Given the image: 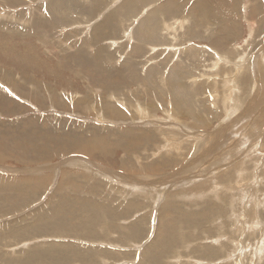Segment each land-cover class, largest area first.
I'll return each mask as SVG.
<instances>
[{"label":"rangeland","instance_id":"374dc122","mask_svg":"<svg viewBox=\"0 0 264 264\" xmlns=\"http://www.w3.org/2000/svg\"><path fill=\"white\" fill-rule=\"evenodd\" d=\"M173 1L0 0V264H264V0Z\"/></svg>","mask_w":264,"mask_h":264},{"label":"bare ground","instance_id":"6f19581e","mask_svg":"<svg viewBox=\"0 0 264 264\" xmlns=\"http://www.w3.org/2000/svg\"><path fill=\"white\" fill-rule=\"evenodd\" d=\"M124 1V0H123ZM127 1H129L130 2V4H135V0H127ZM173 1V0H172ZM180 1V0H179ZM188 1V0H187ZM195 2H197L199 5H197V6H195V10H193L192 11V14L193 13H195V15L196 14H199V13H197L198 11H201V14H206V12H207V10H208V4H210V3H212V2H215V1H217V0H213V1H209L208 2V4H204V1L202 2V0H194ZM218 1H221V0H218ZM137 2V1H136ZM174 2V1H173ZM194 2V3H195ZM49 3V2H48ZM52 3V2H51ZM98 3V2H97ZM126 3V2H125ZM193 3V4H194ZM257 3V2H256ZM50 4V3H49ZM137 4V3H136ZM192 4V5H193ZM201 5V7L202 8H198L199 6ZM178 6V5H177ZM211 6V5H210ZM212 6H214L213 4H212ZM218 6V5H217ZM231 6H232V4H231ZM128 7H129V5H128ZM193 7V6H192ZM253 7H255V5L253 6ZM252 6H251V9L253 8ZM48 8H49V6H48ZM52 10H53V12H55V13H58L60 10H61V8H58V9H56L55 8V6H51L50 7ZM157 8V7H156ZM158 9H159V7H158ZM211 9V8H210ZM214 8H212V11L213 12H215V13H213V14H221V15H227V16H224L223 17V19L221 20L222 22H223V20L225 21V22H227L228 23V20H229V18L231 17V16H228L229 15V13L227 12V11H225V9L224 8H222L221 6H218V8H217V10L218 11H214L213 10ZM229 9H232V7H229ZM234 9V8H233ZM62 10H63V8H62ZM48 11H50V9H48ZM58 11V12H57ZM107 11V10H106ZM158 11V10H157ZM163 11H166V10H161V11H158L156 14H159V13H162ZM211 11V10H210ZM255 11H257V10H255ZM254 11V12H255ZM155 12H156V10L155 11H150L149 13H148V18L145 20V21H143V23H145V24H141V26L143 27V29L141 30V32L140 33H138L139 34V36L140 37H149L150 36V34L148 33V31H147V26H151L150 24H148L153 18H154V16H158V15H156L155 14ZM188 12V11H187ZM234 12H237V11H233V12H231V13H233V14H235ZM254 12H253V14H254ZM115 13H117V10L115 11ZM164 13V12H163ZM171 13V12H170ZM164 14H166V12L164 13ZM115 15V14H114ZM113 15V13H110V14H108L100 23H98L96 26H95V28L93 29V35H92V42H95V39H96V37L98 36V37H102V36H104L105 35V32L104 31H106L105 30V28L107 27V26H110L111 25V23H112V20H116V19H119V18H121V17H123V16H121V15H115L114 16ZM152 15H153V18H152ZM207 15H208V13H207ZM127 16V18H129L130 19V17H128V15H126ZM201 16V15H200ZM214 16V15H213ZM211 17V16H210ZM237 17V16H236ZM257 17V16H256ZM150 18H152V19H150ZM201 18H202V16H201ZM212 18V17H211ZM210 18V19H211ZM234 18V17H233ZM232 18V19H233ZM99 19V18H98ZM128 19V20H129ZM187 19V18H186ZM196 19V18H195ZM209 19V18H208ZM209 19V21H212V20H210ZM214 19V18H213ZM221 19V18H220ZM219 19V20H220ZM122 20V19H121ZM127 20V19H126ZM189 20V19H188ZM200 20V19H199ZM204 20V19H203ZM218 20V19H217ZM216 20V21H217ZM123 21H124V19H123ZM160 21H162V20H160ZM194 21H196L197 22V20H194L193 19V24L195 25V26H197V23L196 22H194ZM202 21V20H201ZM215 21V20H214ZM215 21V22H216ZM230 21H232V20H230ZM256 21V20H255ZM121 22V21H120ZM151 22H153V20L151 21ZM183 22V21H182ZM204 22H205V20H204ZM124 23V22H123ZM184 23H185V20H184ZM188 23V22H187ZM199 23V22H198ZM201 23V22H200ZM200 23H199V26H200ZM208 23V22H207ZM122 24V23H121ZM148 24V25H147ZM203 24V23H202ZM224 24V23H223ZM258 24V23H257ZM180 25H181V28H182V24L179 22V26H178V28L176 29V33H175V35H177V33H178V31H179V28H180ZM208 25V24H207ZM216 25V24H215ZM159 26V25H158ZM198 26V27H199ZM206 26V25H205ZM253 26V25H252ZM251 26V27H252ZM140 27V26H139ZM141 27V28H142ZM193 27V26H192ZM203 27V26H202ZM216 27H218V26H216ZM164 28H166V27H164ZM168 28V27H167ZM233 28V27H232ZM149 29V28H148ZM150 29H152V28H150ZM209 29V28H208ZM211 29V28H210ZM217 29V28H216ZM220 29V28H219ZM223 29V28H222ZM253 29V28H252ZM153 30V29H152ZM192 30H193V28H192ZM195 30V29H194ZM131 31V30H130ZM219 31V30H218ZM226 31V30H225ZM224 31V32H225ZM228 31V30H227ZM236 31V30H235ZM254 31V30H253ZM258 31V30H257ZM234 32V31H233ZM229 33V32H228ZM230 33H232V32H230ZM236 33V32H235ZM234 33V34H235ZM149 34V35H148ZM225 34H226V32H225ZM233 34V33H232ZM256 34V33H255ZM224 35V34H223ZM234 36V35H233ZM233 36H231V38H233ZM126 37V36H125ZM221 37H224V36H221ZM226 37V36H225ZM228 37V36H227ZM145 38V39H146ZM149 38H151V36L149 37ZM230 38V37H229ZM228 38V39H229ZM90 39V38H89ZM220 39V38H219ZM227 39V38H226ZM91 40H89L90 41V43H91ZM147 40V39H146ZM149 40V39H148ZM152 40V39H151ZM224 40V39H223ZM222 40V41H223ZM231 40V39H230ZM153 41V40H152ZM221 41V40H220ZM86 42H88L87 40H86ZM217 42V41H216ZM218 42H219V40H218ZM232 42V41H231ZM220 43V42H219ZM98 44V43H97ZM213 44V43H212ZM216 44V43H215ZM221 44V43H220ZM223 44V43H222ZM225 44V43H224ZM213 46H215L214 44H213ZM217 46V45H216ZM217 47H219V46H217ZM224 47V46H223ZM212 48V47H211ZM214 48V47H213ZM220 48V47H219ZM218 48V49H219ZM218 49H217V52H218ZM193 50V49H192ZM223 50V49H222ZM228 50V49H227ZM233 50V49H232ZM103 51H105V49H104V47H102V48H100L98 51H97V53L99 54V52L101 53V52H103ZM206 51V50H205ZM220 51H221V49H220ZM192 52V51H191ZM231 52V51H230ZM224 53V52H223ZM234 53V52H233ZM107 54V53H106ZM192 54V53H191ZM190 54V55H191ZM194 54V53H193ZM227 54V53H226ZM198 56V55H197ZM228 56V55H227ZM97 57V56H96ZM219 57V56H218ZM220 58V57H219ZM222 58V57H221ZM220 58V59H221ZM231 58V57H230ZM219 60V59H218ZM262 60V59H261ZM236 61V60H235ZM242 60H237V62H236V64L237 63H240ZM256 61V60H255ZM218 62V61H217ZM223 62H225V59H223ZM221 63V62H220ZM226 63V62H225ZM233 63V62H232ZM101 63H99V65H100ZM230 64V63H229ZM234 64V63H233ZM260 64V63H259ZM183 65V64H182ZM218 65H219V63H218ZM238 66V65H237ZM218 67V66H217ZM245 67V66H244ZM259 67V66H258ZM100 68V67H99ZM176 68V67H175ZM234 68V67H233ZM239 68H241L240 66H239ZM218 69V68H217ZM245 69V68H244ZM184 71V70H183ZM207 71V70H206ZM234 71V70H233ZM238 72H239V69H238ZM244 72V75H245V71H243ZM264 71H262V76H260V77H262L263 79H264V73H263ZM240 73V72H239ZM261 74V73H260ZM217 75V74H216ZM225 75V74H224ZM251 75V74H250ZM213 76V75H212ZM231 76V75H230ZM237 76V75H236ZM240 77V76H239ZM242 77H243V75H242ZM216 78H218V77H216ZM215 78V79H216ZM224 78V77H223ZM243 78H244V80H243ZM242 78V80H243V84H242V86H244L246 83H247V76L246 77H243ZM256 78V77H255ZM222 79V78H221ZM230 80H232V79H230ZM194 81V80H193ZM261 81H263L262 79H261ZM179 82V81H178ZM228 82V81H227ZM242 82V81H241ZM239 81H238V85H239ZM180 84V83H179ZM215 84V83H214ZM253 84V83H252ZM252 84H251V86H252ZM256 84V83H255ZM235 85H237V84H235ZM177 86H179V85H177ZM182 86V85H181ZM250 86V87H251ZM258 86V85H257ZM263 86V85H262ZM237 87V86H236ZM247 86H245V88L244 89H246L247 90V92L249 91L248 90V88H246ZM249 87V88H250ZM255 87V86H254ZM253 87V88H254ZM226 88V87H225ZM264 88V87H263ZM241 89V88H240ZM244 89H243V91H244ZM261 89V88H260ZM177 90V89H176ZM242 90V89H241ZM216 91V90H215ZM226 91V90H225ZM179 93H180V91H178ZM260 92V91H259ZM244 93H245V91H244ZM253 93V92H252ZM262 93H264V90H263V92ZM261 93V94H262ZM249 94V93H248ZM258 94V93H257ZM261 94H259V95H261ZM175 95H176V92H175ZM253 95V94H252ZM179 96V95H178ZM219 96V95H218ZM242 96V95H241ZM228 97V96H227ZM226 97V98H227ZM258 97V96H257ZM260 97V96H259ZM175 98V97H174ZM241 98V97H240ZM176 99V98H175ZM178 99V98H177ZM180 100V99H179ZM226 100V99H225ZM230 100V99H229ZM229 100H228V102H229ZM105 102V104H103L104 106H106V108H107V111L109 112V114H113L114 116H123L125 113H124V111L123 110H121L119 107H117V105H115L114 103H106L107 101H104ZM225 102V101H224ZM243 102V101H242ZM87 103H89V102H87ZM79 104V103H78ZM93 103H90L89 105H92ZM163 104V103H162ZM242 104V103H241ZM264 104V101L262 102V103H260V102H257V101H255V104H252L251 106L252 107H254L255 106V109H260V107L258 108V106L260 105H263ZM85 105V104H84ZM89 105H86L85 106V109H86V107L87 106H89ZM225 105V104H224ZM243 105H245L244 103H243ZM249 105V104H248ZM238 106H240V103H236L235 104V106H233L231 109H230V111L232 110L233 112L236 110L237 111V109L239 108ZM250 106V105H249ZM250 106V107H251ZM101 107H102V105H101ZM138 107V109L139 108H141L139 105L137 106ZM238 107V108H237ZM264 107V106H263ZM243 108V107H242ZM242 108L240 109V110H242ZM89 109V108H88ZM95 109V108H94ZM93 109V110H94ZM98 109H102L103 110V108H98ZM105 109V108H104ZM253 110L254 112H255V115H254V128L255 129H259L258 130V132H255L257 135V138H256V154H257V157L256 158H258V156H259V154H260V150L262 149H264V113H260V111L261 110H259L258 112L260 113V114H258L257 112H256V110ZM95 110H97V109H95ZM226 110V109H225ZM227 110H229V109H227ZM101 111V110H100ZM104 111V110H103ZM149 111V110H148ZM230 111H228V113H229V115H230V113H232V111L230 112ZM239 111V110H238ZM90 112V111H89ZM195 112V111H194ZM101 113V112H100ZM107 113V112H106ZM152 113V112H151ZM167 113V112H166ZM251 113V112H250ZM153 114V113H152ZM254 114V113H253ZM153 116V115H152ZM217 116V115H216ZM245 116V115H244ZM113 117V116H112ZM198 117H199V115H198ZM246 117V116H245ZM116 118V117H115ZM216 118V117H215ZM105 119V118H104ZM199 119V118H198ZM196 120V119H195ZM121 122V121H120ZM183 122V121H182ZM243 122H245V121H243ZM165 124V123H164ZM197 124V123H196ZM204 124V123H203ZM222 125V124H221ZM244 125V124H243ZM242 125V126H243ZM246 127V126H245ZM163 128V127H162ZM220 128H222V127H220ZM252 128V127H251ZM227 129V128H226ZM225 129V130H226ZM201 131V130H200ZM261 131V132H260ZM125 132V131H124ZM181 132V131H180ZM193 132V131H192ZM253 133V132H252ZM135 135V134H134ZM167 135V134H166ZM219 135V134H218ZM138 136V135H137ZM141 136V135H140ZM144 136V135H143ZM166 137V136H165ZM216 137H218L217 135H216ZM130 140V139H129ZM191 140V139H190ZM219 140V138H217V141ZM130 141H132V140H130ZM219 142V141H218ZM250 142V141H249ZM211 143V142H210ZM214 143H216V142H213V144ZM251 143V142H250ZM74 144V143H73ZM79 144V143H78ZM78 144H74L75 145V147H77L76 145H78ZM80 144H81V142H80ZM80 144H79V146H80ZM113 144V143H112ZM134 144V143H133ZM100 145V144H99ZM98 145V146H99ZM210 145V144H209ZM223 145V144H222ZM258 145V146H257ZM82 146V145H81ZM89 146V145H88ZM96 146V145H95ZM178 146V145H177ZM180 146V145H179ZM217 146V145H216ZM224 146V145H223ZM100 147V146H99ZM200 147V146H199ZM208 147V146H207ZM206 147V148H207ZM258 147H261V149H259ZM263 147V148H262ZM80 148V147H79ZM94 148V147H93ZM97 148V147H96ZM226 148V147H225ZM254 148V149H255ZM103 149V148H102ZM219 149V148H218ZM90 151H91V149H89ZM88 150V151H89ZM179 150V149H178ZM230 150V149H229ZM84 151V150H83ZM231 151V150H230ZM252 151V150H251ZM177 152V151H176ZM229 154V153H228ZM255 154V155H256ZM79 157V156H78ZM230 157H231V155H230ZM229 157V158H230ZM84 158V157H83ZM170 158V157H169ZM258 160V159H257ZM249 161V160H248ZM261 161V160H260ZM263 162V161H262ZM240 163V162H239ZM242 164V163H241ZM252 164V163H251ZM221 165V164H220ZM219 165V166H220ZM245 165V164H244ZM222 166V165H221ZM256 166V165H255ZM257 166H258V164H257ZM57 167V166H56ZM254 167V166H253ZM261 167V166H260ZM236 169H238V168H241V165L240 164H238L237 165V167H235ZM235 168H233V169H235ZM243 168V167H242ZM241 168V169H242ZM255 168V167H254ZM253 168V169H254ZM232 169V170H233ZM244 169V168H243ZM43 170V169H42ZM104 170V169H103ZM240 171V170H239ZM64 172H66V171H64ZM69 172V171H68ZM232 172V171H231ZM23 173V172H22ZM225 173H226V171H225ZM109 175V174H108ZM245 175V174H244ZM125 176V175H124ZM224 177L225 176H230V174L229 173H227V174H225V175H223ZM22 177V176H21ZM245 177V176H244ZM261 177V176H260ZM221 178V177H220ZM231 178V177H230ZM253 178V177H252ZM225 179H226V177H225ZM22 181H24L23 179H21ZM38 180V179H37ZM2 181V180H1ZM26 181L27 182H31V183H33L34 181H35V179H31V178H26ZM13 182H14V180H13ZM16 182H18V181H16ZM21 182V181H20ZM25 182V181H24ZM234 182H236V180L234 181ZM9 183H11V181L10 182H8V184ZM26 183V182H25ZM13 184V183H12ZM14 184H15V182H14ZM28 185H29V183H27ZM34 184V183H33ZM6 185V184H5ZM75 185V184H74ZM78 185V184H77ZM141 185V184H140ZM13 186V185H12ZM76 186V185H75ZM232 186H234V185H232ZM237 186H238V184H237ZM117 187V186H116ZM202 189V188H201ZM79 190V189H78ZM155 190V189H154ZM200 190V189H199ZM208 190V189H207ZM76 191H77V189H76ZM195 191V190H194ZM138 194V193H137ZM174 194H176V193H174ZM173 194V195H174ZM201 194V193H200ZM143 195V194H142ZM97 196V195H96ZM139 196V195H138ZM148 197V196H147ZM127 200V199H126ZM173 203V202H172ZM129 204V203H128ZM175 204V203H174ZM209 204V203H208ZM100 206V205H99ZM135 206V205H134ZM166 206V205H165ZM106 207V206H105ZM138 207V206H137ZM232 207V206H231ZM234 207V206H233ZM130 208V207H129ZM211 208V207H210ZM107 209V208H106ZM230 209V208H229ZM96 210V209H95ZM100 212V211H99ZM92 214V213H91ZM98 214H100V213H98ZM223 214V213H222ZM226 215V214H225ZM231 215V214H230ZM241 215V214H240ZM233 221H235V220H233ZM170 222V221H169ZM236 222V221H235ZM91 223H92V221H91ZM222 224V223H221ZM92 225V224H91ZM93 226V225H92ZM166 226V225H165ZM168 226H170V225H168ZM221 227H223V226H221ZM170 228H172V227H170ZM209 228V227H208ZM243 229V228H242ZM263 229V228H262ZM174 230V229H173ZM241 231V230H240ZM260 231H262V230H260ZM243 232H244V229H243ZM242 231L240 232V233H243ZM167 234V233H166ZM169 234V233H168ZM161 236V235H160ZM159 236V237H160ZM163 236L164 235H162V238H163ZM183 238V237H182ZM215 240V239H214ZM263 242V241H262ZM261 243V242H260ZM215 245V244H214ZM260 245H262V244H260ZM263 246V245H262ZM212 247V246H211ZM211 250V249H210ZM214 250V249H213ZM219 251V250H218ZM206 253L207 254H209V252H208V249L206 250ZM205 257V256H204ZM208 257H210L209 255L207 256V258ZM206 258V259H207ZM258 258H260V257H258ZM255 261V260H254Z\"/></svg>","mask_w":264,"mask_h":264}]
</instances>
